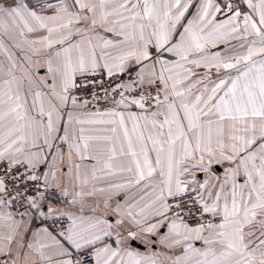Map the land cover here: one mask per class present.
Returning <instances> with one entry per match:
<instances>
[{
  "label": "snow or ice",
  "instance_id": "snow-or-ice-1",
  "mask_svg": "<svg viewBox=\"0 0 264 264\" xmlns=\"http://www.w3.org/2000/svg\"><path fill=\"white\" fill-rule=\"evenodd\" d=\"M0 264H264V0H0Z\"/></svg>",
  "mask_w": 264,
  "mask_h": 264
}]
</instances>
